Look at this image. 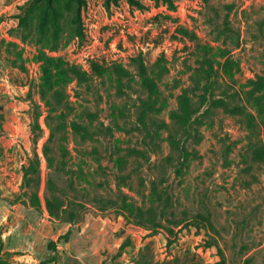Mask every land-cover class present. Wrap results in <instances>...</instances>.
Here are the masks:
<instances>
[{"label": "rangeland", "instance_id": "1", "mask_svg": "<svg viewBox=\"0 0 264 264\" xmlns=\"http://www.w3.org/2000/svg\"><path fill=\"white\" fill-rule=\"evenodd\" d=\"M173 2L0 0V264H264V0ZM139 55L164 68L146 127ZM93 62L132 77L74 79ZM209 84L241 114L186 139L170 114Z\"/></svg>", "mask_w": 264, "mask_h": 264}, {"label": "trees", "instance_id": "2", "mask_svg": "<svg viewBox=\"0 0 264 264\" xmlns=\"http://www.w3.org/2000/svg\"><path fill=\"white\" fill-rule=\"evenodd\" d=\"M77 3L80 0H72ZM121 0H104L107 6L112 4H117ZM158 2H163L168 5L170 8H174L173 0H155ZM207 1V0H203ZM54 0H47L49 5H52ZM126 2L137 8H142L143 3L142 0H126ZM135 67L137 69V75L141 78L142 84L148 93V99L144 101L141 105V112L139 117V122L142 126L146 127V118L152 113L159 100L160 89L157 84V78L162 76L163 67L157 66L156 70H150L147 64L144 61L142 55L137 56L133 59ZM71 74L74 79H76L79 83L88 85L93 79H104L106 77L116 79L120 84L131 79L132 74L131 71L120 65V64H101L99 62H93L90 67V72L83 71L77 67H72L70 69ZM59 92L56 93V97L59 96ZM205 108L204 112L201 113V110ZM214 108H221L229 113H235L237 115L241 114V110L239 107H230L228 102L225 99L215 100L212 98V85H206L203 89V94L200 97L198 106L194 105L189 92L187 90L183 91L179 96V107L178 110L173 111L170 114V119L176 125L178 129H181L187 136L191 138L192 132L197 131V125L202 124V117H205L209 114V112ZM76 130H80V127H75ZM171 142L173 147L182 153L184 157L188 155V151L185 148L184 144L181 140L176 136L171 137ZM137 154H143L142 151H135ZM253 160L256 163L264 165V146L258 147L254 150ZM31 202L33 206L37 207L39 210L51 211V201L46 197H41L39 195H33ZM201 220L205 223V226L208 230L215 231L216 228L210 217H201ZM150 224L148 225L150 229L158 228V223L156 218L150 219ZM219 264V263H217Z\"/></svg>", "mask_w": 264, "mask_h": 264}]
</instances>
